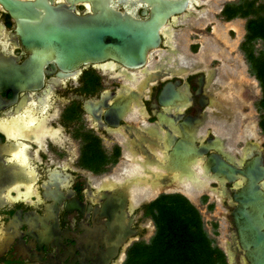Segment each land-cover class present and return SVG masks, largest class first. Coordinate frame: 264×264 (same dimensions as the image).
I'll return each mask as SVG.
<instances>
[{
    "label": "flooded vegetation",
    "instance_id": "flooded-vegetation-1",
    "mask_svg": "<svg viewBox=\"0 0 264 264\" xmlns=\"http://www.w3.org/2000/svg\"><path fill=\"white\" fill-rule=\"evenodd\" d=\"M195 1L169 17L161 28L160 46L149 51L141 68L108 58L62 70L51 59L43 69L42 86L34 89L10 88L12 84L4 83L6 75H0V264H124L135 243L147 242L152 227L151 236L157 232L148 213L151 204L162 194H174L171 190L190 199L183 192L184 178L197 177L196 167L203 168L205 157L214 152L196 158L191 164L194 176L173 171L169 158L181 138L175 127L187 117L197 120L189 132L196 147L218 134L239 170L233 182L222 185L204 167V175L212 181L195 193L202 206L214 207V197L225 209L217 246L219 264H252L249 253L255 250L241 241L234 212L242 205L234 196L245 186L241 171L257 159L264 165V141L259 142L254 127L245 124L233 148L231 133L243 85L240 78L230 77L231 65L218 66L224 59L219 46L202 53L207 41L197 37L184 41L183 34L190 30L200 35L194 21L206 17L211 3L218 0ZM155 5L156 0H0V67L3 63L20 67L35 54L24 44L25 28L45 24L64 30L70 22L107 20L117 12L147 21ZM257 6V0H225L219 9L223 17L233 9L247 11L249 23L258 19ZM255 40L248 44L251 50ZM248 52L245 49L252 67ZM208 53L213 56L210 64ZM166 85L180 89L183 110L161 104ZM263 99L255 103L258 110H264ZM117 106L122 107L119 122L112 124L107 113ZM170 111L181 119L166 129L159 116ZM209 115L225 123L227 135L214 130ZM164 117L172 119L169 114ZM257 127L264 137V116ZM97 160L102 162L99 166ZM129 163L140 168L126 175ZM118 174L121 179H115ZM260 184L264 190V178ZM136 187L147 188L138 199ZM115 219L130 233L114 245L107 234Z\"/></svg>",
    "mask_w": 264,
    "mask_h": 264
},
{
    "label": "water",
    "instance_id": "water-1",
    "mask_svg": "<svg viewBox=\"0 0 264 264\" xmlns=\"http://www.w3.org/2000/svg\"><path fill=\"white\" fill-rule=\"evenodd\" d=\"M192 2L198 3L195 0H156L152 16L147 21L117 12L107 20L89 18L88 22L83 19L74 22V25L70 22L64 30L45 24H40L38 28H25L22 32L24 44L33 48L35 54L20 67L1 64L0 75H6L4 83L12 84L10 88L34 89L42 86L43 69L51 59L62 70H71L81 63L100 62L108 58L131 69L141 68L147 62L149 51L160 46L161 28L166 25L169 17L184 12ZM183 98L175 85H166L160 95L161 104L175 111L183 110L179 106ZM121 108L117 106L108 111L106 119L117 124ZM168 114L172 119H163ZM159 118L162 127L167 129L171 124L175 127L181 115H174L170 111L162 113ZM196 123V119L187 117L175 127L181 131V138L174 143L171 156L178 159L181 168L177 169L178 165L175 164L173 171L179 170L184 175L187 163L213 150L208 158L205 157V168L217 179L233 182L239 170L235 167L233 157L223 150L222 139L214 134L209 137L207 144L196 147L195 141H192L193 135L189 134ZM241 174L245 177V186L234 199L242 206L234 212V217L240 228L243 245L248 249L254 247L255 251L249 253L252 264H264V190L260 184L264 178V165L260 159L254 160ZM109 228L107 235H110L114 245L121 236L126 238L130 233L128 229L124 231L122 223L117 219Z\"/></svg>",
    "mask_w": 264,
    "mask_h": 264
},
{
    "label": "trees",
    "instance_id": "trees-1",
    "mask_svg": "<svg viewBox=\"0 0 264 264\" xmlns=\"http://www.w3.org/2000/svg\"><path fill=\"white\" fill-rule=\"evenodd\" d=\"M228 19L245 17L248 12H227ZM264 39V17L248 23V43ZM252 73L264 89V55L256 57L249 52ZM264 106V99H263ZM102 162H98V166ZM156 223L157 232L149 242L135 243L124 264H219L220 249L205 229L200 211L182 194H162L148 210Z\"/></svg>",
    "mask_w": 264,
    "mask_h": 264
},
{
    "label": "rangeland",
    "instance_id": "rangeland-1",
    "mask_svg": "<svg viewBox=\"0 0 264 264\" xmlns=\"http://www.w3.org/2000/svg\"><path fill=\"white\" fill-rule=\"evenodd\" d=\"M224 1L225 0H218L217 2H212L210 6L211 9H208L207 16L199 19L198 21H194L196 26L201 29L199 31V36H196L195 33H191L192 31L190 30L183 34V39L184 41H187V43H190V39L194 40L197 37L201 42H209L210 46H219L221 53L224 55V59L218 66L225 65L227 67L231 65L229 67L231 70L229 74L230 77L234 79H241L244 97L243 101H237L236 106L240 111L233 124L234 131L232 133L233 137H231L232 143L234 147H236L237 138L239 137V134L242 133L245 124H248L247 126L252 125V127H254L252 130L256 135L255 137L260 139L259 142L264 141L261 130L257 127V122L264 116V110H258L255 106V103H258L262 96H264V89L259 79L252 75V67H250V63L246 59L245 54L246 49L247 52H251L253 50L259 57L264 55V40L262 38H258V40H255L252 50L248 48L249 43L247 41L245 42V39L248 38V21L250 17L238 16L232 20H228L226 16L223 17L219 8L223 7ZM257 4L256 17H264V0H257ZM214 28L216 30H214ZM244 44L246 48L244 47ZM240 46L242 47L241 50L239 49ZM208 48L210 49L209 46ZM208 61L209 64L213 61V56H211L210 53H208ZM224 71L222 69V74L225 73ZM226 77H228V75H226ZM249 77L254 78V81L252 82L248 79ZM207 128L209 129V126H207ZM98 160L95 162H98ZM117 169L118 167L115 170ZM174 186L176 187V185ZM169 193L184 195L178 190H171ZM198 197L196 199L195 197H190V199L188 197L187 198L200 211L205 229L214 239L213 245L218 246L220 224L224 222L223 212L225 209L222 207L220 202L214 201V197H211L214 207H210L208 209L206 205L202 206L199 204ZM154 232L155 227H152V232L147 236V242H149L148 240L153 237L151 235Z\"/></svg>",
    "mask_w": 264,
    "mask_h": 264
},
{
    "label": "bare ground",
    "instance_id": "bare-ground-1",
    "mask_svg": "<svg viewBox=\"0 0 264 264\" xmlns=\"http://www.w3.org/2000/svg\"><path fill=\"white\" fill-rule=\"evenodd\" d=\"M207 46L206 47H204L203 48V50L201 51L202 53H205V51H207L209 48H208V46L210 47V51H213V50H216V46H210V44L207 42V43H205ZM217 51H218V49H217ZM210 116V120H209V123L210 124H212L213 125V127H214V130L217 132V133H219V134H226L227 135V133H228V129H226V127L225 126H223V121L221 120H217V118L215 117V115H209ZM163 119H165V117H163ZM221 119H223V118H221ZM168 121V120H167ZM224 121H227V120H224ZM209 123H207V124H209ZM227 123V122H226ZM225 124V123H224ZM231 126V125H230ZM229 126V127H230ZM212 127V126H211ZM228 127V128H229ZM230 129V128H229ZM203 130V129H202ZM232 130V129H231ZM216 133V134H217ZM230 133V132H229ZM232 134V133H231ZM218 135V134H217ZM219 136V135H218ZM223 137V136H222ZM229 137V136H228ZM228 137H226L227 139H228ZM224 140H225V138H224ZM229 140V139H228ZM227 140V141H228ZM224 142V141H223ZM226 143V142H225ZM228 143V142H227ZM224 145V144H223ZM225 145H227V144H225ZM233 145H231V147H232ZM231 147L228 149V150H231ZM233 148H234V146H233ZM234 151V150H233ZM229 152V151H228ZM231 155V154H230ZM169 160H170V162L175 166V164H177L178 166H177V169H180L181 167L179 166V164H178V159L176 158V157H171V158H169ZM197 160V159H196ZM195 160V161H196ZM130 161V160H129ZM195 161H192V162H190V163H188V164H186L185 165V167H187V170L185 171V175H187V176H194V173L196 172V170H195V172L193 173V169H195V167L194 168H192V166H191V164L192 163H194ZM202 163V162H201ZM197 165V164H196ZM199 165H200V163H199ZM137 166V165H136ZM133 163H129L128 165L126 164L125 165V168H124V173L126 174V175H128V174H130V173H134L137 169L139 170V168H137ZM205 166H203V168H204ZM176 168V167H175ZM197 168V177H193V178H184V181H183V183H182V186H183V189H184V193L185 194H187L188 196H190L191 198H194L195 197V193L196 192H199V191H201L202 189H204L205 188V186H208L209 185V183L212 181V179L211 178H208L207 176H205L204 175V173H203V168L202 167H196ZM205 169V171H207L208 173H210L206 168H204ZM121 170V169H120ZM179 171V170H178ZM181 174L183 173V172H181V171H179ZM206 173V172H205ZM178 174V173H177ZM119 175V174H118ZM118 175H116V176H114L115 177V179H121V177H120V175L118 176ZM213 177H215L214 175H213ZM216 178V177H215ZM217 179V178H216ZM218 180H220L221 182H222V185H224L225 184V180H221V179H219L218 178ZM147 190V188H141V187H136L135 189H134V198H136V199H138V196H140L141 194H143V192L144 191H146ZM135 199V200H136Z\"/></svg>",
    "mask_w": 264,
    "mask_h": 264
}]
</instances>
